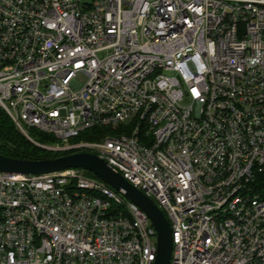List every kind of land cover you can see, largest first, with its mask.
<instances>
[{
    "label": "built area",
    "instance_id": "1",
    "mask_svg": "<svg viewBox=\"0 0 264 264\" xmlns=\"http://www.w3.org/2000/svg\"><path fill=\"white\" fill-rule=\"evenodd\" d=\"M0 109L152 200L169 264H264V0H0ZM95 127L128 131L70 142ZM156 253L147 216L85 171L0 173V264Z\"/></svg>",
    "mask_w": 264,
    "mask_h": 264
},
{
    "label": "water",
    "instance_id": "2",
    "mask_svg": "<svg viewBox=\"0 0 264 264\" xmlns=\"http://www.w3.org/2000/svg\"><path fill=\"white\" fill-rule=\"evenodd\" d=\"M80 169L91 173L104 184L120 193L127 201L137 206L150 220L157 235V253L153 264H169L172 252V237L169 223L163 212L141 191L129 184L120 174L113 172L96 155L76 152L45 160H22L0 155V173L18 176H43Z\"/></svg>",
    "mask_w": 264,
    "mask_h": 264
},
{
    "label": "trees",
    "instance_id": "3",
    "mask_svg": "<svg viewBox=\"0 0 264 264\" xmlns=\"http://www.w3.org/2000/svg\"><path fill=\"white\" fill-rule=\"evenodd\" d=\"M127 132V129L120 128L117 130H112L108 128L95 127L82 132L78 137L70 139V142L78 141H98L105 136L116 135L120 132ZM29 134L35 142L41 145H53L59 143L55 138L50 135L40 133L36 130H30ZM75 153V151L70 152H49L43 150L30 141L25 139L16 129L9 117L0 109V155L22 159V160H45L53 159L60 156H65ZM86 175L96 178L89 172ZM256 191L260 192L264 196V177H258L257 179Z\"/></svg>",
    "mask_w": 264,
    "mask_h": 264
},
{
    "label": "rangeland",
    "instance_id": "4",
    "mask_svg": "<svg viewBox=\"0 0 264 264\" xmlns=\"http://www.w3.org/2000/svg\"><path fill=\"white\" fill-rule=\"evenodd\" d=\"M32 135V134H29V136ZM31 137V136H30ZM32 138V137H31ZM33 139V138H32ZM34 140V139H33Z\"/></svg>",
    "mask_w": 264,
    "mask_h": 264
}]
</instances>
